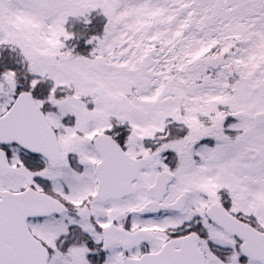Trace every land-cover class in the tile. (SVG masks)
I'll use <instances>...</instances> for the list:
<instances>
[{"label":"snow or ice","instance_id":"1","mask_svg":"<svg viewBox=\"0 0 264 264\" xmlns=\"http://www.w3.org/2000/svg\"><path fill=\"white\" fill-rule=\"evenodd\" d=\"M0 264H264V0H0Z\"/></svg>","mask_w":264,"mask_h":264}]
</instances>
